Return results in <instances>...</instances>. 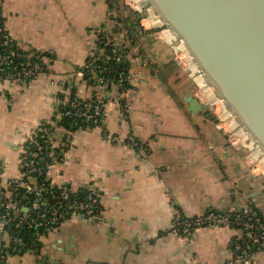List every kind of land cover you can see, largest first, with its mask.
<instances>
[{"label":"crops","instance_id":"0c3cea01","mask_svg":"<svg viewBox=\"0 0 264 264\" xmlns=\"http://www.w3.org/2000/svg\"><path fill=\"white\" fill-rule=\"evenodd\" d=\"M141 9L123 0H0V22L13 40L48 55L44 70L28 82L0 79L4 182L21 177L29 137L42 122L59 119L66 100L108 96L101 123L56 130L57 145L67 136L71 142L51 174L54 183L75 190L96 178L102 216L75 215L43 233L8 234L4 264L40 258L50 264H231L237 231L222 225L178 235L171 230L174 210L192 216L251 204L264 216V169L255 171L252 148L239 144L221 120L188 108L186 95L201 101L198 79L174 60L171 32ZM101 27L125 45L139 72L127 92L131 108L118 98L117 84L97 88L78 74L89 56L104 54ZM255 259L264 264V247Z\"/></svg>","mask_w":264,"mask_h":264},{"label":"built area","instance_id":"2783aa9c","mask_svg":"<svg viewBox=\"0 0 264 264\" xmlns=\"http://www.w3.org/2000/svg\"><path fill=\"white\" fill-rule=\"evenodd\" d=\"M133 1L137 3L136 0ZM164 27L169 30L166 26ZM98 31L100 34L99 43L111 46L113 57L117 60L122 59L124 49L121 42L115 37L107 35V30L104 27L99 28ZM174 38V43L171 44L174 60L180 67L184 69L190 68L189 58L181 46V42L177 37L174 36ZM13 41V38L5 28L0 27V79L5 83H23L25 82L24 76L35 77L37 75L38 67L35 64L23 69L17 68L16 64L10 66V64L15 62V57L19 55L15 51L10 50ZM24 56L29 57L28 54H24ZM45 58L42 57V61ZM184 64L186 66H183ZM83 67L88 68V72L93 74L97 88H102L108 84L109 79L105 76L95 75L94 68L90 67L87 62L84 63ZM78 74L84 76L85 71L79 70ZM119 75L120 80L117 83L119 88L117 92L118 98L124 101V107L131 108L132 104L127 99V92L133 86L135 79L138 78L139 72L132 70L127 76ZM126 80L129 83L128 88L123 87V82ZM107 97V95L101 94L89 99L70 98L63 103L64 111H61L59 115L68 116L74 123L97 122L105 115L104 105L108 99ZM58 128H61L60 125L54 119H50L42 122L34 130L28 140L33 143V150L29 155L26 150L20 158V178L4 182L1 177L3 164L0 163V194H2L0 207L4 210L3 213H0V264H4L7 252L11 248L10 242L3 238L4 228L7 223L13 220L15 212H19V210H21L22 215L18 218V224H26L28 227L46 225L49 230L56 229L62 222L75 215L95 219H99L102 216L101 193L99 185L96 183V178H93L89 183L83 184L86 189V195L82 199L73 197L71 193L75 189L66 184L58 185L60 190L57 194H54L55 183L49 180V176L53 168L65 159L67 149L65 150L64 147H67L71 141L70 137L67 136L64 142H61L58 146L62 150V154H55L52 147H57L55 132ZM68 132H71V130H68ZM34 133H38V138L34 137ZM134 143L136 142L134 141ZM41 161L45 162L47 171L42 181L38 182L36 175L42 171L40 167ZM18 187L24 188L26 194L34 192L35 196L39 195L42 197L46 192L51 193L56 200H53V203H46V199H44L43 203L45 205L42 206L37 197L34 196L30 203H27L19 196ZM222 225L230 226L238 232L234 242L236 254L229 262L231 264H257L255 253L264 247V221L251 204H246L240 209H209L192 216L185 215L180 210L175 209L171 230L175 234L189 237L198 228ZM44 262L45 260L40 258L36 264H44Z\"/></svg>","mask_w":264,"mask_h":264},{"label":"water","instance_id":"95a60500","mask_svg":"<svg viewBox=\"0 0 264 264\" xmlns=\"http://www.w3.org/2000/svg\"><path fill=\"white\" fill-rule=\"evenodd\" d=\"M141 7L151 8L186 46L208 84L264 151V0H142ZM184 99L191 111L220 122L194 94Z\"/></svg>","mask_w":264,"mask_h":264},{"label":"trees","instance_id":"16d2710c","mask_svg":"<svg viewBox=\"0 0 264 264\" xmlns=\"http://www.w3.org/2000/svg\"><path fill=\"white\" fill-rule=\"evenodd\" d=\"M138 16L140 17V14H138ZM0 27H3V23L0 22ZM100 35V34H99ZM107 35H110L107 33ZM100 37V36H99ZM100 46L102 48H104V54L102 55H95V56H89L87 63L89 64L90 67L94 68V74L97 76H105L106 78L109 79V82L115 83L117 84L120 80V75L123 76H127L133 69L134 67V62L128 57V50L125 47V45L123 44L122 47L124 49V53H123V58L120 60H117L113 57V54L111 52L112 47L111 46H107V45H103L100 44ZM10 50L11 51H15L16 53H18L19 55H17L15 57V62L10 64L11 65H15L17 66V68L19 69H23V68H27L31 65L37 66L38 70H37V74L40 73L41 71L44 70L45 68V62L42 61V57H48L47 53L36 50V49H24L23 47L19 46L15 41H13L11 43L10 46ZM24 54H28L29 57L24 56ZM97 56V57H96ZM83 71H85V75L84 77L89 80L90 82H93L94 84L96 83V80L94 78V76H92L93 74L91 72H88V68H82ZM34 76H24V81L28 82L29 80H31ZM124 86L128 88L129 87V83L128 81H124L123 82ZM75 97V96H74ZM73 97V98H74ZM61 111H64V106L61 105L60 109H59V113H61ZM59 119H54L58 125H60V127L64 130H71V131H75L77 129L80 128H86L88 126H92L95 124H99L101 123V120L97 121V122H76L74 123L73 120L71 118H69L68 116H64V115H59ZM34 137L38 138V133H34ZM42 140V139H41ZM61 142H64V140H62ZM71 142V141H70ZM60 145V144H59ZM57 147H52V150L55 152V154H62V150ZM70 146L67 145V147H64V149H68ZM27 150L28 155L30 154V152L33 150V143H31L30 141H28L26 143V149ZM24 154V153H23ZM49 159V158H48ZM47 160V159H45ZM44 160V161H45ZM41 161L40 163V167H41V173L37 174V181L40 182L42 181V178L45 177V173H46V166H45V162ZM52 172L50 173V179L51 181L54 182V178L51 175ZM3 180V179H2ZM4 181V180H3ZM50 182V181H49ZM61 185V184H59ZM64 185V184H63ZM67 185V184H66ZM68 186V185H67ZM70 187V186H69ZM54 194H57L60 190V188L58 187V184L55 183V187H54ZM17 192L19 193V196L23 198V200L27 203H30L31 199L35 196L34 192L31 193H25V189L22 187H18L17 188ZM44 193V192H43ZM73 197H79V198H84L86 195V189L82 186L79 189H76L74 192L71 193ZM37 197V199L40 201V203L42 204V206H44L45 204L43 203L44 199H46V203H53V200L55 201L56 199H54L52 197L51 193H44L43 196H35ZM0 200H2V194H0ZM254 209L256 210V212L258 213V215H260V217L262 218V220L264 221V216L254 207ZM4 210L2 207H0V213H3ZM22 215L21 210H19V212H15V216L13 218V220L9 223L6 224L5 226V231L3 234V238H6L5 236H8V234H10L11 236H17L21 231V229L26 233H43L48 229V227L46 225H41V226H33V227H28L26 224H18V218ZM20 230V231H19ZM28 232V233H27ZM9 251V250H8ZM8 253V252H7ZM44 264H50L49 262L45 261Z\"/></svg>","mask_w":264,"mask_h":264},{"label":"rangeland","instance_id":"374dc122","mask_svg":"<svg viewBox=\"0 0 264 264\" xmlns=\"http://www.w3.org/2000/svg\"><path fill=\"white\" fill-rule=\"evenodd\" d=\"M133 0H123V2H125L126 5H129L131 4V6H133L134 8H142V12L146 13L148 11L147 8L145 7H141V5H139L138 3H135L134 1L132 2ZM138 1H142V0H138ZM150 12L151 11V8L149 9ZM183 66H186L185 64ZM192 70V69H191ZM194 71V70H193ZM194 76L197 77L199 76V73H197L196 71L193 72ZM193 77V76H192ZM23 83H26V82H23ZM194 90H195V93H197V95L199 96V98L201 99L202 103L204 104H208L211 111L215 114L216 117H218L220 120H221V123L223 124V128H225L227 130V132H229V134L234 137H237L238 138V143L240 144H245V145H248L250 146V148H252V153L254 158L252 160V165L253 167L255 168V171H258V170H261L263 171V158L264 156L261 154V153H257L255 151L256 149V145H252V143L250 144V140H247L246 142L243 140V138L240 137V135L238 134L237 132V128L235 127H232L228 124V116H223L221 110L223 109V105H221L220 102H213L211 101L210 99H207L206 95H207V91H205L203 89V87H201L198 83L197 85L195 84L194 86ZM56 138V136H55ZM259 146V145H258ZM259 148L262 150V153H264L263 149L259 146ZM258 154V155H257ZM261 154V155H260ZM262 159V161H261Z\"/></svg>","mask_w":264,"mask_h":264},{"label":"bare ground","instance_id":"6f19581e","mask_svg":"<svg viewBox=\"0 0 264 264\" xmlns=\"http://www.w3.org/2000/svg\"><path fill=\"white\" fill-rule=\"evenodd\" d=\"M139 5L142 4V1L136 0ZM152 14L156 16L159 19V16L151 9ZM151 13V12H150ZM160 20V19H159ZM170 31V30H169ZM171 32V31H170ZM172 36L174 37L175 34L171 32ZM181 46L183 47L185 53L187 54V57L189 58V67L192 68V70L196 71L197 73L201 72L199 70V67L197 66L196 62L194 61L193 57L191 54L188 52L186 46L181 43ZM197 82L198 84L203 87L205 91H207V99H210L211 101L215 102H220L221 105H223V109L221 110L223 116H228V124L232 127L239 128V131L242 133L243 140H250V144L255 145L256 142L250 137L249 133L245 130V128L238 122L237 118L230 112L228 107L223 103V100L218 97V95L215 92V89L213 86H210L204 76V74L201 72L199 73V76H197ZM246 138V139H245ZM258 147V144L256 145V148ZM261 147V146H260ZM257 149H255L256 151ZM254 152V151H253ZM257 152V151H256ZM258 153V152H257ZM263 166H264V158H263Z\"/></svg>","mask_w":264,"mask_h":264}]
</instances>
